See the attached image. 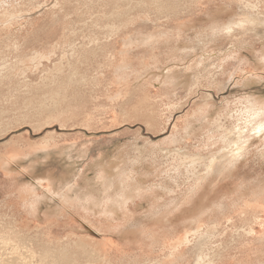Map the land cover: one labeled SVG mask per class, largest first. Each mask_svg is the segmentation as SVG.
<instances>
[{
    "label": "rangeland",
    "instance_id": "1",
    "mask_svg": "<svg viewBox=\"0 0 264 264\" xmlns=\"http://www.w3.org/2000/svg\"><path fill=\"white\" fill-rule=\"evenodd\" d=\"M0 264H264V0H0Z\"/></svg>",
    "mask_w": 264,
    "mask_h": 264
},
{
    "label": "bare ground",
    "instance_id": "2",
    "mask_svg": "<svg viewBox=\"0 0 264 264\" xmlns=\"http://www.w3.org/2000/svg\"><path fill=\"white\" fill-rule=\"evenodd\" d=\"M57 189V188H56ZM55 190V189H54Z\"/></svg>",
    "mask_w": 264,
    "mask_h": 264
}]
</instances>
